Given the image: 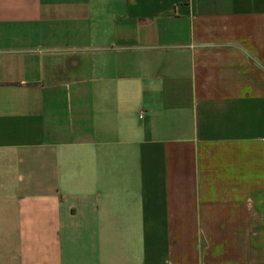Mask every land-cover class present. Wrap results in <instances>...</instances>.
Listing matches in <instances>:
<instances>
[{
	"label": "crops",
	"instance_id": "obj_1",
	"mask_svg": "<svg viewBox=\"0 0 264 264\" xmlns=\"http://www.w3.org/2000/svg\"><path fill=\"white\" fill-rule=\"evenodd\" d=\"M0 264H264V0H0Z\"/></svg>",
	"mask_w": 264,
	"mask_h": 264
},
{
	"label": "built area",
	"instance_id": "obj_2",
	"mask_svg": "<svg viewBox=\"0 0 264 264\" xmlns=\"http://www.w3.org/2000/svg\"><path fill=\"white\" fill-rule=\"evenodd\" d=\"M139 118H141V116H139Z\"/></svg>",
	"mask_w": 264,
	"mask_h": 264
}]
</instances>
